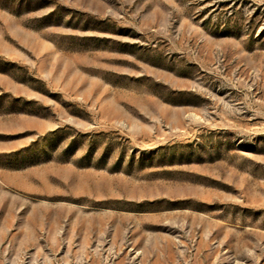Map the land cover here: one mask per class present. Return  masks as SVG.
Instances as JSON below:
<instances>
[{"label": "rangeland", "instance_id": "rangeland-1", "mask_svg": "<svg viewBox=\"0 0 264 264\" xmlns=\"http://www.w3.org/2000/svg\"><path fill=\"white\" fill-rule=\"evenodd\" d=\"M0 264H264V0H0Z\"/></svg>", "mask_w": 264, "mask_h": 264}]
</instances>
